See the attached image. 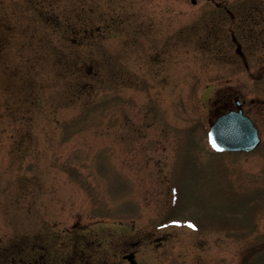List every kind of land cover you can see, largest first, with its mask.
<instances>
[{"label":"rangeland","instance_id":"1","mask_svg":"<svg viewBox=\"0 0 264 264\" xmlns=\"http://www.w3.org/2000/svg\"><path fill=\"white\" fill-rule=\"evenodd\" d=\"M103 1L86 5L95 14L105 9L108 22L123 21L108 23L100 35L104 38L130 36L131 21L153 17L155 26L148 32L152 39L159 37L158 52L145 57L141 72L151 70L157 92L131 88L121 94L126 99L105 101V78L101 71L94 78L88 75L90 61L84 55L76 93L69 74L76 66L71 69L70 60L46 53L40 60L13 54L1 62L9 65L10 78L0 72V263L26 240L49 243L50 253L56 252L57 242L66 238L63 231L74 223L86 226L83 232L97 244L108 232L129 234L125 224L134 222L171 234L168 252L187 250L185 258L195 254L200 264H264L263 106L248 103L245 108L262 137L255 151L215 153L207 141L209 120L219 114L213 104L216 84L235 73L252 88L249 97L263 100L264 80L248 78L235 66L233 53L205 54L197 19L216 2L251 16L253 66L264 60V0ZM161 20L170 24L162 29ZM165 29L171 38L159 50ZM48 31L52 40L59 38L54 29ZM15 75L28 91L11 78ZM156 102L163 114L168 106L169 120L148 109ZM120 105L124 118L117 119ZM97 248L95 255L102 254ZM140 256L150 264V248Z\"/></svg>","mask_w":264,"mask_h":264},{"label":"flooded vegetation","instance_id":"2","mask_svg":"<svg viewBox=\"0 0 264 264\" xmlns=\"http://www.w3.org/2000/svg\"><path fill=\"white\" fill-rule=\"evenodd\" d=\"M90 1L23 0L20 2V0H0V72L7 79L10 78L9 65H3L1 62L11 59L13 54L20 58L26 57L28 60H40L46 53H52L60 59L70 60L71 69L76 66L75 70L69 71V74L74 77L72 88L76 93L78 84L76 75L85 71L83 65L85 61L80 59L84 55L90 61L88 75L94 78L99 76L101 71L105 78L107 87L105 101L111 102L115 98L126 99L121 94L131 88L136 92L154 91L152 86L156 83L150 76L151 70L147 74L141 72V66L144 63L142 61L146 60L145 57L148 55L151 59L158 52L156 40L159 37H155L156 40L152 39L150 38L151 32H148L155 26L153 17L146 16L145 20H139L141 15H138V20L131 21V27L128 28L134 29L133 32L127 31V34H132L130 36L123 35L115 39L104 38L100 35H103L102 29L106 32V28H109L108 23L120 26L123 21L109 20L110 22H108L104 12H101V10H106L101 8L100 14H95L97 11L94 7L86 5ZM101 1L104 3L103 0ZM2 3L5 9H3ZM44 3L48 5V8H41ZM53 3L58 5H52ZM250 18L251 16H240L239 12L230 5L216 2L211 12L208 14L201 12L198 16L197 19L202 24L199 35L205 54L211 50L216 51L215 55L217 56L233 53L234 59L232 60L237 68H243L248 78H251L253 82L262 81L264 80V60L255 61L253 66L251 64L255 58L252 51L255 45L252 47L254 33L253 28L249 27V24L253 23ZM160 23L162 29L170 24L166 20H161ZM48 29H54L53 33L59 35V38L52 40ZM56 29H61L63 32H56ZM95 29L102 31L95 32ZM179 30L184 34H189L188 28L181 27ZM263 31L261 34L264 33ZM123 34H125V30ZM171 34L165 29V36L159 50H163L162 44L171 38ZM150 41L152 44L149 46ZM168 45L165 48L168 49ZM145 50L147 52L144 53ZM224 50L228 51V54ZM94 54H101L102 58L96 59L93 57ZM164 61L165 59H161L159 64ZM164 69L169 72L170 67ZM58 75L63 76L65 73L60 72ZM11 78L19 84L16 75ZM19 87L21 90H29L23 86V83H20ZM250 89L252 88L245 81L239 82L235 73L228 79L220 81L215 86L213 97L215 110L219 113L239 107L245 110L248 103L251 106L253 104L262 105L264 108V99L249 97ZM153 97H150L151 102ZM157 103L148 109L154 114L160 115L161 119L169 120L166 116L168 106L164 107L165 113L163 114V108L161 105L159 107ZM120 107H116L118 110L117 119L124 118L122 114L124 115L125 108L123 105ZM111 118L112 116L109 115L108 120ZM125 225L131 230L129 234L108 232L104 241L99 240L95 244V241L83 232L89 229L74 223L63 231L66 238L57 242L59 250L54 249L60 251L59 253L57 251L50 253L49 249L52 245L49 243L48 246L46 243L40 244V242H33L30 245L31 242L26 240L16 251L17 256H15L16 252H13L10 257L7 256L3 264H25L24 259H27L30 264H52V261L56 262L57 260L55 264H143L140 254L144 247L150 248V264H200L199 258L195 254L185 258L187 250L182 252L180 249L169 253L168 250L172 247L170 245L172 235L167 234L166 231L157 233L152 228L136 227L135 223ZM29 246L32 248V254H28ZM97 246L102 249V254L97 251L98 256L94 253L95 248L98 249ZM67 253H69L68 256H66ZM0 260H2L1 257Z\"/></svg>","mask_w":264,"mask_h":264},{"label":"water","instance_id":"3","mask_svg":"<svg viewBox=\"0 0 264 264\" xmlns=\"http://www.w3.org/2000/svg\"><path fill=\"white\" fill-rule=\"evenodd\" d=\"M210 141L216 150H252L261 139L242 111H231L212 124Z\"/></svg>","mask_w":264,"mask_h":264}]
</instances>
